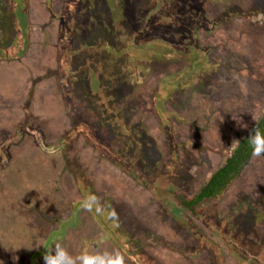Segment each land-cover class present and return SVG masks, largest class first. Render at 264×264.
Wrapping results in <instances>:
<instances>
[{
  "label": "rangeland",
  "instance_id": "obj_1",
  "mask_svg": "<svg viewBox=\"0 0 264 264\" xmlns=\"http://www.w3.org/2000/svg\"><path fill=\"white\" fill-rule=\"evenodd\" d=\"M119 1L23 2L25 15L16 24L25 27L24 53L0 60V264H44L43 254L57 243L74 257L100 255L106 264H131L104 240L85 207L73 211L81 199L75 177L90 183L102 212L116 219L154 264H213L207 251L197 249L191 231L215 241L226 264H264V158L251 156L218 199L193 213L182 204L224 163L232 142L264 115V16L250 12L263 9L264 0H163L162 15L177 11L175 22L148 36L195 42L206 51L204 65L169 86L160 112L154 98L160 85L196 63L186 52L151 46L152 56L141 54L135 63L142 69L140 81L105 94L110 125L98 114L99 105L84 97L87 79L81 67L90 61L76 52L84 45L114 44L117 50L127 45L135 20L153 1ZM11 7L0 0V46L17 36L19 17ZM201 7L209 19L232 11L244 15L206 32L190 19ZM253 16L263 24L251 26ZM70 18L74 31L64 35L59 22ZM69 37L72 44L60 64L68 58L72 73L62 78L57 57ZM98 65L109 75L113 58L102 51L91 64ZM65 79L71 100L63 98ZM84 124L108 153L75 132ZM29 130L48 146L70 138L45 155ZM17 134V141L8 142Z\"/></svg>",
  "mask_w": 264,
  "mask_h": 264
},
{
  "label": "trees",
  "instance_id": "obj_2",
  "mask_svg": "<svg viewBox=\"0 0 264 264\" xmlns=\"http://www.w3.org/2000/svg\"><path fill=\"white\" fill-rule=\"evenodd\" d=\"M8 1V2H7ZM76 1V0H74ZM153 1L152 7L147 11V13L140 19L135 20V27L131 29L128 32V36L126 38L125 44L127 45L123 49H115L113 45H100V47H97V45L89 46L84 45L81 50L77 51L76 54L87 55L86 60L90 61L89 63L84 64L81 68L82 71L85 73L87 84L84 91V97L88 99L90 102H93L94 105L98 106V114L100 117L103 115L105 117V120H107L106 123L113 124V121L108 117L110 114L109 108L106 104V97L105 94L111 89L112 87L116 88V90L119 89V86H128L134 85L135 83L139 82V74L142 71L138 64H135L138 59L140 58L139 55L147 54L152 56V51L149 50L152 47L155 46L156 49L165 50V51H174L177 50L178 52H186L190 56H192V62L193 64L196 63V67L193 65L189 68V71H186V73L178 75L176 78L171 79L168 82H164L161 84V88L158 89L157 96L154 97L155 101L157 102V109L158 111H162L164 108L162 103L170 96V88L174 87L177 84H181L182 76L183 78H191V75H193V72L197 69H202L206 57V51L201 48L200 46L195 45V42H174L168 39L166 36H158V35H152L148 36V33L155 31L156 29L161 31L165 30L166 28H163L161 26L168 27L173 21L175 22L176 19V12L174 11L173 14L170 16L165 12V15H162L164 12V2L163 0H151ZM24 0H21V3H19V0H6L7 5L12 6L11 11L15 12L16 16L19 18L15 19L20 22V20L24 17L25 13H23L21 10H24L23 3ZM126 0L119 1V3L124 4ZM88 4V3H87ZM86 4V5H87ZM22 7V8H21ZM256 12L259 14H262L264 16V8H255L250 11ZM246 13V12H245ZM237 15H244V13H238V12H228L226 14L219 15L217 17L208 18L207 17V11L204 10V8H200V11L196 14V17H190L191 21L196 23V27H199L200 29L207 31H213L217 26L219 25H228L232 23ZM21 17V18H20ZM255 16L251 17V19H255ZM174 19V20H173ZM60 32L64 35L71 34V31L74 30L71 29L72 23L71 18L68 20H63V22H59ZM250 23V22H249ZM259 26L263 24L262 20H256L250 25L252 26ZM17 29V36L15 39H13L11 42L4 43V46H0V60L5 59L7 60H13L18 59L23 53L25 49V41H27V38L23 37L25 27L21 26L20 24H16ZM98 36V35H97ZM19 37V38H18ZM114 36L110 35L109 39L110 41L113 40ZM145 38L147 40H145ZM26 39V40H25ZM76 39V37H74ZM95 40V38H92V41ZM150 43V44H148ZM72 40L69 37L68 44H65V46H60V54L57 57V60L60 59L62 53L67 54L68 48L71 46ZM96 46V47H95ZM107 52L112 58H113V66H109V75H107V71L104 73L100 70L99 65L96 68H92L91 66L92 62H95V59L101 55V52ZM199 52V53H196ZM164 54V53H163ZM204 58L202 59V56ZM89 55V56H88ZM157 55V52L154 53V56ZM4 57V58H3ZM67 57V56H66ZM123 57L124 58V64L120 63L119 59ZM201 58V59H200ZM68 58L65 61V66H60L59 71L61 72L60 75L62 78H64L65 74H71ZM117 66V67H116ZM217 67V65H215ZM66 67V68H65ZM81 71V72H82ZM74 72H78L77 70H74ZM106 76V77H104ZM185 76V77H184ZM106 79L107 84L102 80ZM77 81V80H75ZM126 83V84H125ZM63 94V98L66 100H71V85L68 79L64 80V83L60 86ZM120 91V90H119ZM73 101V99H72ZM162 102V103H161ZM93 105V106H94ZM95 108V107H94ZM96 109V108H95ZM101 112H100V111ZM163 114V113H161ZM264 117V115L262 116ZM257 127L261 132H264V118L258 119L246 132V134L239 140L240 146L232 149L229 156L226 158L224 163L216 168L211 175L209 176L206 183L199 188L195 194L188 200H182V204L184 207L190 211L191 213L194 212V209L201 205L203 202L207 200H215L218 199L225 191L226 189L238 178L240 173L242 172L243 168L245 167L246 163L250 159L251 155V149L248 145L247 138L252 131L253 128ZM90 128L84 125H79L78 129L75 130V132H83L86 134V141L91 144L92 146L99 149L100 153H108L106 147L100 144L99 141H97L89 132ZM29 132L35 136L36 138V144L39 147V150L44 153L45 155L51 154L56 152L57 150H60L65 145V142L68 141L69 137H66L65 140L60 141V143L55 144L53 146L46 145L43 141L41 136L36 133L34 130H29ZM75 133H72V135ZM20 134H17V136H14V138H11L8 140V142H14V140L18 139ZM17 141V140H16ZM113 157V155H110ZM3 157V156H2ZM117 160V163L120 161L123 162L118 156H114ZM113 157V158H114ZM5 161V157L2 158ZM75 182L77 186V191L80 194L81 199L77 201L73 206V211H76L79 207H85L88 212L91 214V216L96 220V222L99 224L100 228L102 229L104 233V240L110 241L114 245L118 251L122 253V255L131 263V264H154L153 262L149 261L142 252L138 250V245L133 239L128 236L125 232L122 231L121 227H119V222L112 218L111 215H108L106 212H102V210L99 208V204L97 202V196L93 191V188L91 187L90 183L86 181L83 183L80 179H77L75 177ZM193 238L196 240L197 243V249L200 251H207L209 253L210 262L213 264H226L225 255L221 248L218 246V244L213 241L212 239L199 234L196 231H191Z\"/></svg>",
  "mask_w": 264,
  "mask_h": 264
},
{
  "label": "clouds",
  "instance_id": "obj_3",
  "mask_svg": "<svg viewBox=\"0 0 264 264\" xmlns=\"http://www.w3.org/2000/svg\"><path fill=\"white\" fill-rule=\"evenodd\" d=\"M241 127H247V125L242 124ZM247 142L253 157L264 158V132H261L257 127L253 128ZM232 145L238 148L240 141L234 140ZM42 259L44 264H106L105 258L100 255L84 254L74 257L60 243L45 252Z\"/></svg>",
  "mask_w": 264,
  "mask_h": 264
}]
</instances>
